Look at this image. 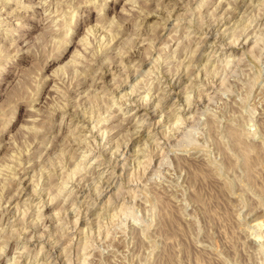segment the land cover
Masks as SVG:
<instances>
[{"label":"rangeland","instance_id":"rangeland-1","mask_svg":"<svg viewBox=\"0 0 264 264\" xmlns=\"http://www.w3.org/2000/svg\"><path fill=\"white\" fill-rule=\"evenodd\" d=\"M0 264H264V0H0Z\"/></svg>","mask_w":264,"mask_h":264},{"label":"bare ground","instance_id":"bare-ground-1","mask_svg":"<svg viewBox=\"0 0 264 264\" xmlns=\"http://www.w3.org/2000/svg\"><path fill=\"white\" fill-rule=\"evenodd\" d=\"M183 9V8H182ZM213 44V43H212ZM232 45V44H231ZM85 127V126H84ZM235 130V129H234ZM240 137V136H239ZM86 158V157H85ZM33 184V183H32ZM52 198V197H51ZM77 223V222H76Z\"/></svg>","mask_w":264,"mask_h":264}]
</instances>
